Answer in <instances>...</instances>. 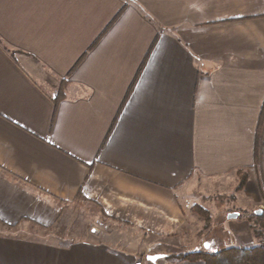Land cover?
Here are the masks:
<instances>
[{
    "label": "crops",
    "instance_id": "0c3cea01",
    "mask_svg": "<svg viewBox=\"0 0 264 264\" xmlns=\"http://www.w3.org/2000/svg\"><path fill=\"white\" fill-rule=\"evenodd\" d=\"M263 104L264 0H0V264H204L7 225L82 190L171 237L194 183L263 186Z\"/></svg>",
    "mask_w": 264,
    "mask_h": 264
},
{
    "label": "rangeland",
    "instance_id": "374dc122",
    "mask_svg": "<svg viewBox=\"0 0 264 264\" xmlns=\"http://www.w3.org/2000/svg\"><path fill=\"white\" fill-rule=\"evenodd\" d=\"M263 127L264 125L261 128L259 124L257 132V151L260 152L261 139L264 138ZM244 169L248 173V170ZM236 170L234 177L214 180L211 183L203 181L194 183L189 187V192L180 196L187 218L171 237H154L136 226L106 219L100 211L101 206L93 201L81 200L71 201L57 225L49 230L32 222L23 223L9 230L26 237L56 243H70L85 239L142 253L145 251L152 254L167 252L172 260L174 258L181 260L175 256L206 248V244H209V249H221L231 245H257L262 241L259 216L264 213V184L261 187L260 183L258 192L246 190L248 174L245 186L238 189L240 177ZM203 209L209 210V215H205ZM233 212L238 215L229 217V214Z\"/></svg>",
    "mask_w": 264,
    "mask_h": 264
},
{
    "label": "trees",
    "instance_id": "16d2710c",
    "mask_svg": "<svg viewBox=\"0 0 264 264\" xmlns=\"http://www.w3.org/2000/svg\"><path fill=\"white\" fill-rule=\"evenodd\" d=\"M13 54L14 52L11 51ZM261 128L264 125V104L261 111L260 122ZM264 128V127H263ZM262 132V131H261ZM238 177H240V183L238 184V189L243 188L247 181L248 173L244 168H238L236 170ZM81 200L84 202H90L82 192L79 190L78 194L72 201ZM64 205L60 209V216L54 224L51 225H43L38 222H32L34 225L42 227L44 229H51L56 226L60 221V218L64 214L65 208L71 201H63ZM100 211L104 218L116 221L120 224L129 225L127 222L109 216L102 207H100ZM203 212L209 215V210L203 209ZM262 217V218H261ZM264 213L262 216H259V224H260V234L262 236L261 243L253 246H226L221 249H209V248H201L195 249L192 251H188L186 253L177 254L175 257L180 258L181 260H200L203 261L204 264H264ZM9 229H13L18 227V224L7 225Z\"/></svg>",
    "mask_w": 264,
    "mask_h": 264
},
{
    "label": "water",
    "instance_id": "95a60500",
    "mask_svg": "<svg viewBox=\"0 0 264 264\" xmlns=\"http://www.w3.org/2000/svg\"><path fill=\"white\" fill-rule=\"evenodd\" d=\"M259 213H261V211H259ZM238 213L236 212H233V213H230L229 214V217H235L237 216ZM209 244H206V248H208ZM161 256H163L162 254H150V255H147L146 258L148 260H151V261H156L158 258H160Z\"/></svg>",
    "mask_w": 264,
    "mask_h": 264
}]
</instances>
